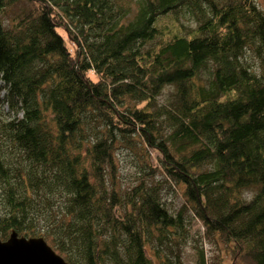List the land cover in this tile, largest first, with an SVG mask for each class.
Segmentation results:
<instances>
[{
  "label": "trees",
  "instance_id": "obj_1",
  "mask_svg": "<svg viewBox=\"0 0 264 264\" xmlns=\"http://www.w3.org/2000/svg\"><path fill=\"white\" fill-rule=\"evenodd\" d=\"M180 5L196 25L163 35ZM123 139L158 153L229 264H264V0H0V239L41 235L68 264H171L182 212L157 183L120 189Z\"/></svg>",
  "mask_w": 264,
  "mask_h": 264
},
{
  "label": "rangeland",
  "instance_id": "obj_2",
  "mask_svg": "<svg viewBox=\"0 0 264 264\" xmlns=\"http://www.w3.org/2000/svg\"><path fill=\"white\" fill-rule=\"evenodd\" d=\"M155 25L161 28L163 35H170L172 32L183 34L187 28L195 26L196 21L189 6L180 5L174 12L170 11L159 17ZM244 54L245 61L258 69L259 59L252 48L247 47ZM92 76L94 77V75ZM161 91L157 98L159 103L165 102L173 89L170 85H165ZM115 158L116 179H118L121 190L129 188L137 180L143 178L147 183H157L158 197L168 210L172 213L181 210L185 229L183 237L179 238L177 244L170 240L166 242L169 245L163 244L168 256H173L171 264H197V249L203 252L205 264H229L231 262L230 255L226 254L223 249L224 244L216 239L214 234H206L201 219L196 217L192 209L184 207L185 200L178 184L176 185L173 180L163 175L162 168L159 167V156L155 150L149 147L145 148L140 141L128 142L123 139L116 146ZM247 193L249 195L251 192ZM165 245L171 247L174 253H178L180 263L175 261L176 257L174 254L171 255L168 251L169 247ZM224 255V260H220V257Z\"/></svg>",
  "mask_w": 264,
  "mask_h": 264
},
{
  "label": "water",
  "instance_id": "obj_3",
  "mask_svg": "<svg viewBox=\"0 0 264 264\" xmlns=\"http://www.w3.org/2000/svg\"><path fill=\"white\" fill-rule=\"evenodd\" d=\"M0 264H68L44 237L19 235L11 230L0 239Z\"/></svg>",
  "mask_w": 264,
  "mask_h": 264
}]
</instances>
